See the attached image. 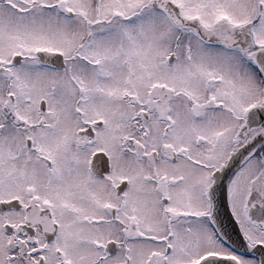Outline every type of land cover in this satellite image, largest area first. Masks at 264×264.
Returning a JSON list of instances; mask_svg holds the SVG:
<instances>
[{"label": "snow or ice", "instance_id": "snow-or-ice-1", "mask_svg": "<svg viewBox=\"0 0 264 264\" xmlns=\"http://www.w3.org/2000/svg\"><path fill=\"white\" fill-rule=\"evenodd\" d=\"M0 264H264V0H0Z\"/></svg>", "mask_w": 264, "mask_h": 264}, {"label": "flooded vegetation", "instance_id": "flooded-vegetation-1", "mask_svg": "<svg viewBox=\"0 0 264 264\" xmlns=\"http://www.w3.org/2000/svg\"><path fill=\"white\" fill-rule=\"evenodd\" d=\"M228 217V216H227ZM221 223H222V225L224 226V228H225V230H227L230 234H233L232 233V228H231V225H230V223H229V219L228 218H226V219H222L221 220ZM233 238L235 239V235L233 234Z\"/></svg>", "mask_w": 264, "mask_h": 264}, {"label": "water", "instance_id": "water-1", "mask_svg": "<svg viewBox=\"0 0 264 264\" xmlns=\"http://www.w3.org/2000/svg\"><path fill=\"white\" fill-rule=\"evenodd\" d=\"M228 214L226 213V211L224 209H221V213H220V220H222L223 218L226 219Z\"/></svg>", "mask_w": 264, "mask_h": 264}]
</instances>
